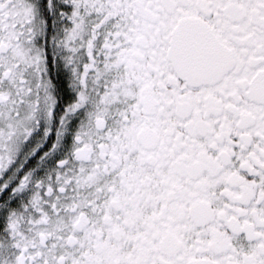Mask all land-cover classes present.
I'll return each mask as SVG.
<instances>
[{
	"label": "snow or ice",
	"instance_id": "1",
	"mask_svg": "<svg viewBox=\"0 0 264 264\" xmlns=\"http://www.w3.org/2000/svg\"><path fill=\"white\" fill-rule=\"evenodd\" d=\"M0 264H264V0H0Z\"/></svg>",
	"mask_w": 264,
	"mask_h": 264
}]
</instances>
